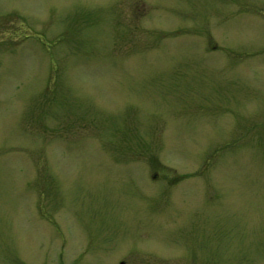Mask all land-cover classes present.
<instances>
[{
    "label": "rangeland",
    "instance_id": "obj_1",
    "mask_svg": "<svg viewBox=\"0 0 264 264\" xmlns=\"http://www.w3.org/2000/svg\"><path fill=\"white\" fill-rule=\"evenodd\" d=\"M0 264H264V0H0Z\"/></svg>",
    "mask_w": 264,
    "mask_h": 264
}]
</instances>
